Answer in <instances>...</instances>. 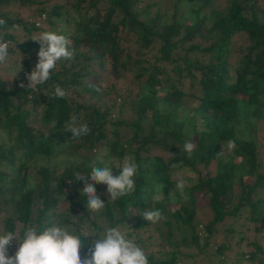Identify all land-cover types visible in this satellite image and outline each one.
Listing matches in <instances>:
<instances>
[{
    "label": "trees",
    "instance_id": "obj_1",
    "mask_svg": "<svg viewBox=\"0 0 264 264\" xmlns=\"http://www.w3.org/2000/svg\"><path fill=\"white\" fill-rule=\"evenodd\" d=\"M48 1L0 0V18L6 20L0 34L9 55L24 57V72L10 83L0 78V233L53 218L75 220L82 227L107 223L130 236L129 230L152 224L143 212L159 209L163 219L155 229L173 249L162 252L160 260L147 254L150 264L193 262L196 255L182 252L179 245L198 250L209 246L218 264L230 248L224 242L227 236L237 233V243L245 239L244 232H236V225L244 222L254 223L252 229H260L264 239V197L252 198L264 189V169L256 158L259 146H264V8L255 0H224L223 5L215 0H169L167 21L158 9L149 12L152 3L139 5L141 0ZM206 6L207 13L201 11ZM40 17L46 28L36 24ZM45 31L68 36L74 56L58 61L51 78L34 92L20 85H27L30 54L35 52L33 66L38 59L40 44L32 38ZM120 34H131L133 40L122 47ZM237 36L243 43L234 46ZM122 69L134 71L137 91L123 97L114 85L103 91L99 83L108 77L116 80ZM57 85L66 92L76 88L88 98L76 102L68 93L54 98ZM117 98L119 107L131 99V122L113 115ZM72 116L88 125L89 134L72 137L67 131ZM53 121L55 128L50 127ZM121 126L129 128L130 137L120 133ZM187 140L195 144L190 157L183 151ZM229 140L236 142L231 152L226 148ZM155 147L162 148L165 157L153 154ZM169 153L175 154L173 160ZM124 154L138 165L134 192L112 202L107 200L106 185L100 192L101 184H96L106 206L93 215L86 207L83 183L75 181L74 174L90 175L93 163L114 170L111 164ZM58 156L70 160H57ZM76 156L78 161L73 160ZM211 162L212 173L206 171ZM177 171L192 176L184 175L183 194L178 190L169 194L176 182L171 175ZM59 196L68 204L63 212L55 211ZM202 207L210 214L205 223L195 219ZM174 232L179 241L172 240ZM220 232L223 239L212 248L209 241ZM134 242L142 244L139 237ZM249 245L253 250L247 257L237 252L238 259L264 256L256 240ZM15 250L13 245L9 254ZM85 251L81 250L82 257Z\"/></svg>",
    "mask_w": 264,
    "mask_h": 264
},
{
    "label": "clouds",
    "instance_id": "obj_2",
    "mask_svg": "<svg viewBox=\"0 0 264 264\" xmlns=\"http://www.w3.org/2000/svg\"><path fill=\"white\" fill-rule=\"evenodd\" d=\"M6 25V20L0 18V27ZM40 44L37 52V62L34 68L26 73L27 85L21 87L31 88L39 92V86L44 85L50 78L52 70L61 59L71 60L74 52L71 48V39L51 31L42 32L32 38ZM9 45L0 34V64H3L9 55ZM21 57L14 75L21 69ZM13 75V76H14ZM67 92L60 86H55L52 97L65 98ZM55 121L50 125L55 128ZM67 131L72 137L78 138L89 134L90 129L86 123H78L77 117L72 116ZM226 148L233 151L236 142L229 140ZM195 149L193 140L186 141L183 151L190 157ZM174 153H169L173 160ZM121 169L118 175L112 174L110 166L100 167L95 163L90 164V175L76 172L73 179L83 183L82 194L86 197V207L93 215L105 208V201L97 193L96 184L106 185L107 200L112 202L130 195L135 190L134 177L138 165L134 159L127 158L120 165L113 162ZM175 167V163L172 165ZM72 181V180H71ZM70 181V182H71ZM187 181L183 173L177 172L175 189L183 194ZM69 215V211L64 213ZM147 222L156 224L163 219L159 209L145 211L142 214ZM16 245L13 254L9 249ZM86 249L81 255V250ZM0 264H150L149 258L143 248L134 242L129 235L118 226L101 224L88 227L78 225V222H64L60 219L49 218L47 223L33 222L23 225L19 230H5L0 233Z\"/></svg>",
    "mask_w": 264,
    "mask_h": 264
},
{
    "label": "rangeland",
    "instance_id": "obj_3",
    "mask_svg": "<svg viewBox=\"0 0 264 264\" xmlns=\"http://www.w3.org/2000/svg\"><path fill=\"white\" fill-rule=\"evenodd\" d=\"M65 0H58V3H63ZM214 1V0H213ZM53 2H55V0H49L48 4H52ZM145 3H152L153 5L151 6L149 12L154 11L155 9H158L161 13H163L165 20L169 21L170 17H171V5H170V1L169 0H141L139 5H143ZM198 3V2H197ZM216 4H224V0H215ZM199 4V3H198ZM255 4L258 8L262 9L264 8V0H255ZM33 6H30V8H32ZM201 11H205V13H207L209 11V8L203 7L201 8ZM15 11L14 9L11 8V12L9 14H14ZM23 16L26 14L25 12L22 13ZM87 14H92V10L88 9ZM183 16V20H186L187 18V12H184L182 14ZM41 18V17H40ZM36 19V17H35ZM36 24L40 27H45L46 28V23L44 21H42L41 19H37L36 20ZM63 27V25H62ZM61 27V28H62ZM121 38H122V42H121V46L123 47V45H125L127 42L124 41H132L133 40V36L131 34H120ZM233 43L234 46H239L240 43H243V39L239 38V36L234 37L233 39ZM84 47H80L79 50H83ZM153 51L150 52V54ZM34 56H35V52H32V54H30L29 56V61L32 60L31 65H30V70H32L34 68L33 66V60H34ZM21 57V61L24 59L23 56H20L19 54H12V55H8L7 60L3 63L0 64V78L6 79L9 83L11 81V79L15 76L18 75V73H20V71L24 72V69L22 67L21 64V69L14 75V70L18 67V61ZM232 60V59H231ZM37 62V59L35 60ZM109 65L105 64V68H104V75L106 76V71L108 70ZM119 73H121L120 77L116 78V80H114L111 77L105 78L103 81H101L99 84L102 87L103 91H106L111 85L115 86V92L117 94H120L121 97L125 96L126 94H130V96H132V94H134L137 91L138 88V83L136 82V80L133 79V73L134 71H131L130 69H122L119 71ZM14 75V76H13ZM183 85H186V80L183 81ZM68 96H70L71 98H73L76 102H82L85 101L88 98V95L84 93H79L76 88L72 89L71 91H67ZM165 94V93H164ZM95 99V98H94ZM119 99L121 98H117L115 101V105H117V109L115 112H113V115L117 118L122 119L125 122H131V120L134 117V112L130 109L129 107V101L131 99H127L128 101L125 102V104L123 106L119 107ZM195 104V102H192L191 105ZM40 108L38 107V110ZM119 111V112H117ZM112 115V116H113ZM113 116V117H114ZM112 117V118H113ZM197 127H200V125H197ZM120 133L124 134V136H128L130 137V131L129 128H127L126 126H121L119 128ZM109 135V134H108ZM257 135H261L260 132L257 133ZM161 136V135H160ZM191 136V135H189ZM189 141V140H187ZM153 154L158 155V156H162L165 157V152L163 151L162 148L160 147H155L152 150ZM223 152H226V149L223 150ZM102 153L99 154L98 159H100L102 157ZM70 158V157H69ZM66 156H58L57 160H64V159H68ZM128 158V154H124L123 157H120V159L118 158L117 160L119 161L118 163H116L117 165H120L125 159ZM256 158L258 163L260 164V169L263 170L264 169V146H259V150L256 154ZM56 160V159H55ZM73 160L78 161V157H74ZM113 159L108 158L107 161L110 162ZM61 161V162H62ZM213 167H215V165H213V162H211L209 164V167H207L206 171H210V173L213 172ZM114 170H112V174L114 172L120 171L121 169L117 168L114 165ZM198 168L202 169L200 165H198ZM32 170V168H30V171ZM177 172H181L182 171H177ZM177 172L173 173L171 175V179L176 181V174ZM185 176H192V174L187 171L184 173ZM101 186L103 187V184H101L99 187L101 188ZM236 187V186H235ZM234 187V188H235ZM104 188H101V191H104ZM65 191H67V189H65ZM169 191V194H171V192H176L177 190L175 189V187L173 186L172 189L167 190ZM60 199L58 200V203L56 204L55 207V211L57 212H63L66 207L68 206L67 202L65 201L63 196H59ZM256 197H264V189H258L256 194H254L252 196L253 199H255ZM0 200H1V195H0ZM264 212V209L263 211ZM210 218V214L207 212L205 207H202V209H198L195 212V219L198 220L201 223H205L209 220ZM237 222H240V220H236ZM220 224H218L217 226H220ZM249 225V227H247ZM253 224H247V222H244V225L242 226H238L236 225V232L237 231H242L244 232V236L245 239L242 242L237 243L236 239H237V233H235L232 237L227 236L224 242L230 247L228 250L224 251V254L221 255V257L223 258L222 262L218 263V264H256V262L258 260H263L264 261V256H261V254H257V257L254 259V261H250L245 259H238V255L237 252L239 251H243V253L245 254L244 257H247L246 253L250 252L251 250H253V248L249 245V243L253 240H256L257 243L260 245L263 255H264V239H262L261 237V230L257 229V230H253ZM222 226V225H221ZM220 226V227H221ZM224 226V225H223ZM259 226V224H258ZM158 228H162L160 225L157 226ZM86 228V226H85ZM200 228V227H198ZM219 230V229H218ZM246 230V231H245ZM164 231V230H163ZM130 236L129 238H131L133 241L136 237H139L142 241V244H138L139 246H141L143 248V250L145 251L146 254H151L153 259H163L164 256H162V252H166L168 250H172L173 247L170 246L168 243H166L164 240L160 239V234L157 231V229H155V224H151L149 226H144L143 228H140L136 231H132L129 230ZM219 233V232H218ZM215 234L214 237H212L209 241V244L212 245V248H214V246L221 242L223 239L222 233L220 232V234ZM199 235L200 237L204 235V233L202 232V229H199ZM172 240L175 241H179V236L176 232L173 233L172 235ZM201 243V241H200ZM13 246L10 248V250H12ZM178 248L185 253L188 252H192L193 254L196 255L195 260L193 262H191V259H186V260H182L179 261L178 264H196L198 262V264H216L214 259L211 257L210 253H211V249L209 246L203 248L202 250H198L196 249L194 246H190V247H185V246H178Z\"/></svg>",
    "mask_w": 264,
    "mask_h": 264
}]
</instances>
